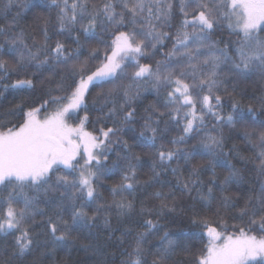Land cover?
I'll return each instance as SVG.
<instances>
[{
  "label": "snow or ice",
  "instance_id": "1",
  "mask_svg": "<svg viewBox=\"0 0 264 264\" xmlns=\"http://www.w3.org/2000/svg\"><path fill=\"white\" fill-rule=\"evenodd\" d=\"M52 5L59 9V32L75 31L79 24L84 42L78 34L73 50L60 40L52 46L50 18L37 16L40 39L33 38L29 45L23 33L14 32L6 37L9 48L2 53L11 61L0 59V84L5 91L22 95L0 112V193L7 191L0 195V237H13L11 245L0 249V264H67L70 256L57 261V251L70 252L73 233L99 229L102 216L108 239L127 244L119 264H182L175 259L181 250L193 257L190 264H264V180L238 206L223 193L242 177L232 168L217 185L216 172L231 167L222 151L223 127H228L251 145L257 175L264 177V122L250 127L248 115L235 99L239 84L257 74L260 95L251 99L264 109V37L260 35L264 0H178L181 19L174 35L163 29L172 26L177 0H102L100 4L52 0ZM13 6L14 0H5V11ZM219 26H226L237 41L218 47L221 41L211 35ZM98 27L110 36V43L100 41L105 45L102 58L100 49L87 43ZM0 35H5L2 28ZM169 38L174 43L165 59L156 61L155 67L140 62L155 55ZM231 43L236 47L230 56ZM85 47L89 52L82 59ZM13 75L17 79L5 83ZM142 84H151L157 93L166 90L165 110L145 109L147 115L140 117L144 122L136 134L132 105ZM93 88L99 91L90 106ZM226 97L232 103L225 117ZM98 104L104 122L94 134L86 125ZM247 112H254L251 105ZM164 116L170 120L161 128ZM209 120L211 131H204ZM173 122L178 129L182 126V132L165 143ZM201 132L204 135L190 149L181 147ZM127 133L131 135L122 138ZM145 148L152 150L151 167L148 179L141 181L137 170L146 161L134 149ZM181 163L187 178L180 193L192 201L181 211L207 237L196 253L182 243L189 236L172 233L160 223L177 211L176 192L173 187L162 190L166 182L161 176L170 170L179 185ZM116 170L122 173L120 182L111 187L110 201L103 200L97 181ZM205 173L210 175L208 181L201 179ZM137 193L143 195L139 208ZM233 209L237 211L230 213ZM229 216L239 221L231 231ZM105 247L87 245L86 249L99 255L97 264H115Z\"/></svg>",
  "mask_w": 264,
  "mask_h": 264
},
{
  "label": "trees",
  "instance_id": "2",
  "mask_svg": "<svg viewBox=\"0 0 264 264\" xmlns=\"http://www.w3.org/2000/svg\"><path fill=\"white\" fill-rule=\"evenodd\" d=\"M5 0H0V28L5 30V35H0V59L11 61V57L8 55L2 54L9 48V45L6 42V37L11 36L15 33H23L25 38V42L29 45L32 43L33 38L39 40L40 37L37 35V28L35 23V18L37 16H45L50 18V23L48 25V34L50 36V44L52 46L55 45L56 40H60L65 43L66 47L69 50L75 49L76 45L73 43V38L78 34L81 36L82 43L84 42L83 33L79 32L80 25L77 24L75 26V31H64L63 33L59 32L60 25L57 21V13L59 11L58 8L52 5V0H14V6L5 11L4 9ZM23 2L26 4V7H20L19 4ZM62 4V0H58ZM90 4H100L102 0H89ZM69 4H71V0H69ZM38 5V6H37ZM119 11V9H117ZM181 17L178 14V0H177V15L172 21L171 28H164V31L170 32L172 35L176 32V25L178 24ZM125 30V29H121ZM260 35L264 37V32H261ZM212 40H219L218 47L223 48L224 42H235L238 37L236 35H230L229 30L226 26L217 27L213 34L211 35ZM105 41L110 43V36L107 33H104L98 27L96 29V35L94 39H90L87 41L88 45L91 47H98L100 49V57H103V49L104 43H100V41ZM173 39L169 38L164 41L163 46L158 47V50L155 52V55L150 56L148 58H141V63H149L153 67H155V63L158 60L165 59V54L172 49ZM235 43H231V50L229 51V55L231 56L235 50ZM89 48L85 47L81 51V58L83 59L88 55ZM98 61L94 60L93 63H97ZM131 71V69H129ZM47 75V72L44 73ZM39 78V77H38ZM17 79L15 75L11 76L5 83H11L13 80ZM127 82V81H125ZM260 80L257 74L250 76L249 79L242 81L238 88L237 93L240 95H235V99L240 101L242 108L245 113L248 115L247 123L250 127L258 128L261 122H264V109H261L260 103L258 101H254L252 97H258L260 95ZM108 87L107 85L105 86ZM231 85H229V88ZM98 88H93L91 94L89 95V105L91 106L92 97L95 96L96 92H98ZM166 90L161 89L159 93L152 89L151 84H142L140 87V94L138 99L133 103V107L136 109L137 114V122L133 125L136 134H138L141 130V125L143 124V120L140 119L141 116L147 115L145 109L152 110L155 108L157 111H164V102H165ZM22 98L21 94H14V90L9 89L7 91L4 90L3 85L0 84V112L7 110L13 104L17 103ZM231 103L232 99L226 97V106L223 110V115L226 117L231 111ZM251 105L254 109L253 113H248L247 109ZM111 105H109L110 107ZM106 112L107 109H104ZM84 113L81 112L80 115ZM100 122H97V121ZM170 120V117L164 116L160 119V127L164 128L166 122ZM103 114L99 111V104L95 109H92L90 114L89 123L86 125V130L90 132H94V134H98V130L103 123ZM108 126H111V122H107ZM212 121H206V128L204 131H211ZM171 129L167 134L165 143L171 140L174 136H178L182 132V126L178 129L173 122L168 125ZM237 128L240 126L237 125ZM223 133L225 136V146L223 148V153L225 154L223 159L226 160L227 164L230 165V168H217V185L223 177L227 175L228 171L234 168L240 177H242L241 181L237 183H233L228 186V190L223 193L224 195L230 196L233 200L238 202V206H242L244 200L247 199L248 196L253 195L254 189H258L259 181L264 180V177H259L256 171V162L254 161V151L250 144H248L245 140L237 137L236 132L233 130L230 132L228 127H223ZM215 135L216 133H212ZM127 135H131V133H127L122 138H127ZM204 132H201L199 136H196L194 139H191L187 142L186 145H181V147H185L190 149L193 144H196L200 138L203 136ZM161 141H157L159 145ZM138 154L142 156V158L146 161L144 166L137 170V179L143 181L148 179V175L150 174L151 167V158L150 153L151 149L145 148L134 149ZM115 159V153L110 157L108 164L111 165L112 160ZM199 159V158H198ZM172 167H176V162L174 161ZM160 171L159 169H157ZM180 171L183 172V176L181 177V183L177 185L176 177L169 170L165 174L161 176V180L166 182L163 191H167L169 187H173L176 192L177 199V211L175 213L170 214L168 220H160V223L165 225V227L171 231L172 233L180 234L183 233L186 236H189V239L183 240L182 243L185 246L191 248L193 253L198 252L207 242V237L203 236L202 228H194L190 225L187 214L181 211L183 206L190 205L192 201L187 197H182L180 193V189L183 186V180L187 178V171L183 169V165L181 163ZM179 174V173H178ZM122 173L118 170L114 171L112 174L108 176H102L98 181V192L100 193L101 199L109 200L110 197V189L111 187L120 182ZM210 175L205 173L201 176V179L204 181H208ZM156 188H160V185H157ZM155 189H149L148 191H154ZM206 191V188H205ZM0 195H7V191L0 193ZM195 195V193H193ZM220 193H217L219 196ZM143 198V195L137 193V208H139V200ZM17 199H22V197H17ZM40 207H44V205H40ZM95 207V205H93ZM237 210H230V213H234ZM37 220H40L41 217L37 216ZM113 226L116 225V220L112 217ZM238 224L239 221L232 220L229 216L228 225L229 230L231 231V226L233 224ZM97 224L100 226L99 229L93 228L91 230L85 228L82 229L78 233H73L74 243L71 248V251L65 249L63 251L58 250L56 259L60 261L64 259L66 256H70V259L67 261V264H97V260L99 259V255L93 253L90 250L86 249L87 245H106L105 251L109 253V259L113 260L115 264H119L120 260L123 258L120 255L121 249L127 247V244L120 245L115 238L108 239L106 233L103 231V216L100 220L97 221ZM124 226H131L129 224H125ZM137 231H143L142 228H137ZM164 229H161L163 231ZM189 234H195L194 238ZM120 233L116 232V237H119ZM40 240H43L44 237H39ZM153 243H155V237L150 238ZM13 241V237H8L5 240L3 237H0V249H3L6 245H11ZM11 251V248H8ZM114 253V255H112ZM192 256L186 255L182 250L179 255L175 257L177 261H182V264H190L192 260ZM256 264V263H254Z\"/></svg>",
  "mask_w": 264,
  "mask_h": 264
},
{
  "label": "rangeland",
  "instance_id": "3",
  "mask_svg": "<svg viewBox=\"0 0 264 264\" xmlns=\"http://www.w3.org/2000/svg\"><path fill=\"white\" fill-rule=\"evenodd\" d=\"M254 263H256V262H254Z\"/></svg>",
  "mask_w": 264,
  "mask_h": 264
}]
</instances>
